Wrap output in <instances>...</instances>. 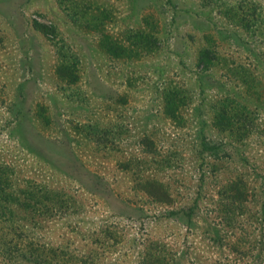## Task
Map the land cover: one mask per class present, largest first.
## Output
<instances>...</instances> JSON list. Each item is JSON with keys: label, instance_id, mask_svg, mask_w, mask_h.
I'll return each mask as SVG.
<instances>
[{"label": "rangeland", "instance_id": "obj_1", "mask_svg": "<svg viewBox=\"0 0 264 264\" xmlns=\"http://www.w3.org/2000/svg\"><path fill=\"white\" fill-rule=\"evenodd\" d=\"M0 264H264V0H0Z\"/></svg>", "mask_w": 264, "mask_h": 264}, {"label": "trees", "instance_id": "obj_2", "mask_svg": "<svg viewBox=\"0 0 264 264\" xmlns=\"http://www.w3.org/2000/svg\"><path fill=\"white\" fill-rule=\"evenodd\" d=\"M151 187H152V190L150 191L156 197L155 198L156 200H163L164 198H166V191L162 185H160L159 183L155 181H152Z\"/></svg>", "mask_w": 264, "mask_h": 264}]
</instances>
